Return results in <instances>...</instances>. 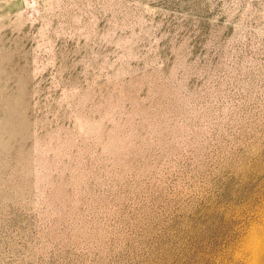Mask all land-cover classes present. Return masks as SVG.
I'll return each instance as SVG.
<instances>
[{
	"label": "rangeland",
	"instance_id": "obj_1",
	"mask_svg": "<svg viewBox=\"0 0 264 264\" xmlns=\"http://www.w3.org/2000/svg\"><path fill=\"white\" fill-rule=\"evenodd\" d=\"M0 264H264V0H0Z\"/></svg>",
	"mask_w": 264,
	"mask_h": 264
}]
</instances>
